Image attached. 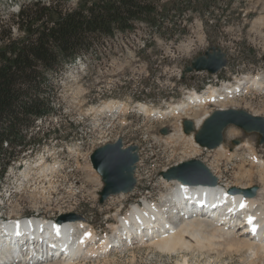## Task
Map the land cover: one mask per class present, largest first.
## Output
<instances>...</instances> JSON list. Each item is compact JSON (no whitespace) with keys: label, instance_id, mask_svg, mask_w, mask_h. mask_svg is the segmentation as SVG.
<instances>
[{"label":"rangeland","instance_id":"1","mask_svg":"<svg viewBox=\"0 0 264 264\" xmlns=\"http://www.w3.org/2000/svg\"><path fill=\"white\" fill-rule=\"evenodd\" d=\"M23 1L0 0V21L8 22ZM76 1L71 0V4ZM225 1L198 0L197 10L183 12L184 24L179 18L171 22L174 34L160 32L152 36L147 29L119 32L108 39L110 49L106 53L87 55L67 64L56 76L55 111L37 122L41 140L33 143L36 151L13 162L0 179V216L56 220L76 214L90 223L98 239L112 234L133 204H143L145 197L150 202L159 200L168 192L164 170L194 158L218 175L221 184L230 188L257 186L259 191L264 186L259 179L260 169L252 166L244 146L246 142L253 144L264 160L259 132L228 125L222 144L234 154L229 156L218 148L200 145L194 152L196 146L188 137L182 136L178 146H167L160 139L177 123H184L188 119L185 115L169 114L156 119L139 111L140 103L165 110L182 102L193 90L201 92L247 75H264V0ZM212 46L226 53L227 65L217 73L194 71L184 75L186 66ZM109 102L117 104L116 110L105 107ZM119 104L127 110L118 109ZM204 107L201 113H212L223 105L207 103ZM226 108L264 116V88L245 87ZM233 129L236 135L230 136ZM118 139L126 147H139L137 186L130 193L112 195L100 203L99 192L104 184L90 155L97 147ZM46 165L57 171L43 175ZM164 228L165 224L161 230ZM203 228L195 231L197 234L188 233L186 247L180 245L177 250L168 251L149 242L124 241L125 246L80 264H264V252L253 256L246 247L232 244L215 229L209 231L211 226ZM26 238L28 242L27 235Z\"/></svg>","mask_w":264,"mask_h":264},{"label":"bare ground","instance_id":"2","mask_svg":"<svg viewBox=\"0 0 264 264\" xmlns=\"http://www.w3.org/2000/svg\"><path fill=\"white\" fill-rule=\"evenodd\" d=\"M251 86L264 88V75H247L236 78L234 81L225 82L220 87L209 86L208 89L201 92L193 90L182 102L173 104L165 110L151 107L146 103H140L139 111L149 118L163 119L169 114H182L188 118L187 120L193 119L195 128L188 135L183 132L184 123L179 122L172 132L160 139L167 146H178L182 136L188 137L196 146L194 148V152H196L199 144L195 141V135L205 119L211 114L209 110L201 113L205 108L204 106L207 103L222 102L223 107L221 108H226L227 103H232L241 90ZM116 105L115 102H109L105 107L112 111L116 110ZM118 109L124 112L127 110L122 104H119ZM229 135H236L235 130H231ZM252 145L249 142L244 144L249 151L250 163L256 169H260L259 179L264 183V160L258 156ZM227 147L225 144H221L218 149L229 156L234 154ZM239 147L236 146V148ZM42 171L43 175L47 176L54 174L57 168L46 165ZM250 174L254 178L255 174L253 172ZM217 177L219 176L217 175ZM164 181L168 192H164L159 200L153 202H147L148 200H146L143 204H133L132 209L122 216L120 224L114 227L115 231L98 239L94 228L82 217L74 219L69 215H63L56 220L35 216H28V220H24V217L21 216L7 217L8 221L11 220L9 221L11 224L9 227H13L14 232H8L9 235L3 234L5 237L0 240V259L6 261L4 263L0 262V264H80L85 259L106 255L114 247L125 246L122 242L132 243V240L134 243L149 242V244L152 243L159 248L172 251L177 250L180 245L186 247L185 236L188 233H195L197 230L202 231L205 226H211L207 229H215L232 244L236 242L239 246L243 245L253 256L264 252V186L260 188L255 196H249L246 194L248 187L243 185L230 188V185H223L219 181L216 185L208 183L191 185L179 179L168 180L165 178ZM187 185H191L192 188L187 187ZM197 186L202 187L197 189ZM124 194L126 193H121V195ZM196 205H202V207L199 206L200 209L196 211V214H193L192 210ZM203 211L216 214L219 220H211L203 216L201 214L205 213ZM248 217H254L253 224L246 223ZM163 224H165V228L161 230ZM253 225L257 227L256 232L251 230ZM10 228L4 231H9ZM207 229L205 228V230ZM54 231L59 233V238L54 235ZM26 235L30 242L29 239L26 242ZM17 239L27 252L24 253L20 261H7L10 258L9 256H13L11 254L14 251V243ZM62 244H65L68 248L67 253L57 248ZM44 245L45 247H43ZM28 258L29 260H27ZM187 263L188 261L185 264Z\"/></svg>","mask_w":264,"mask_h":264},{"label":"trees","instance_id":"3","mask_svg":"<svg viewBox=\"0 0 264 264\" xmlns=\"http://www.w3.org/2000/svg\"><path fill=\"white\" fill-rule=\"evenodd\" d=\"M228 1V0H227ZM225 1V2H227ZM24 0L0 21V178L41 140L37 122L55 111L56 76L70 63L109 51L119 32H171L198 0Z\"/></svg>","mask_w":264,"mask_h":264},{"label":"water","instance_id":"4","mask_svg":"<svg viewBox=\"0 0 264 264\" xmlns=\"http://www.w3.org/2000/svg\"><path fill=\"white\" fill-rule=\"evenodd\" d=\"M227 55L221 48L212 46L205 53L194 58L186 66L183 74L198 71L217 73L227 65ZM228 125H236L242 129L261 134L260 142L264 143V116L252 114L244 109L218 108L204 121L195 135V141L208 149L218 148L224 139V130ZM195 128L192 120L184 121V132L191 133ZM93 168L101 176L104 183L99 192L100 203H104L110 196L132 192L137 184L135 176L137 163L140 160L137 145L124 146L122 139L106 143L94 149L90 155ZM162 176L168 180L179 179L188 184H218V177L200 159L181 161L165 171ZM258 187L246 189V194L255 196ZM74 219L81 218L76 214H66ZM59 222V221H58Z\"/></svg>","mask_w":264,"mask_h":264},{"label":"snow or ice","instance_id":"5","mask_svg":"<svg viewBox=\"0 0 264 264\" xmlns=\"http://www.w3.org/2000/svg\"><path fill=\"white\" fill-rule=\"evenodd\" d=\"M243 206V205H242ZM252 221H251V218H249V223H251ZM253 231H255V229H253ZM90 235V234H89Z\"/></svg>","mask_w":264,"mask_h":264}]
</instances>
